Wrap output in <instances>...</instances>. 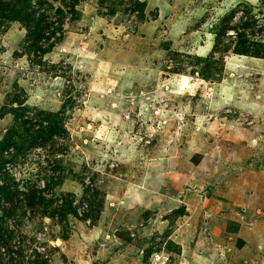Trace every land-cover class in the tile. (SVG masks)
I'll return each instance as SVG.
<instances>
[{
    "label": "rangeland",
    "instance_id": "obj_1",
    "mask_svg": "<svg viewBox=\"0 0 264 264\" xmlns=\"http://www.w3.org/2000/svg\"><path fill=\"white\" fill-rule=\"evenodd\" d=\"M0 264H264V0H0Z\"/></svg>",
    "mask_w": 264,
    "mask_h": 264
}]
</instances>
